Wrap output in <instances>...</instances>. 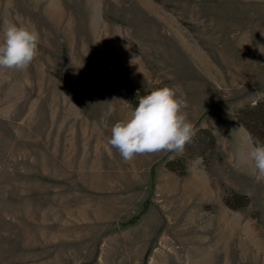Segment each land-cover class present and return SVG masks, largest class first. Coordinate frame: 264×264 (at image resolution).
Masks as SVG:
<instances>
[{"label": "rangeland", "instance_id": "1", "mask_svg": "<svg viewBox=\"0 0 264 264\" xmlns=\"http://www.w3.org/2000/svg\"><path fill=\"white\" fill-rule=\"evenodd\" d=\"M6 16L41 42L26 73L0 69V264H264V181L238 163L264 143V0H0ZM163 86L197 133L125 162L110 128Z\"/></svg>", "mask_w": 264, "mask_h": 264}, {"label": "clouds", "instance_id": "2", "mask_svg": "<svg viewBox=\"0 0 264 264\" xmlns=\"http://www.w3.org/2000/svg\"><path fill=\"white\" fill-rule=\"evenodd\" d=\"M0 39V69L26 73L39 56L41 36L34 25L18 24L10 16L3 19ZM178 86H163L139 96L138 106L110 128L106 143L115 148L125 162L138 155L160 152L183 153L197 129L185 109L187 99L177 95ZM115 107L102 113L100 126L109 127L108 120ZM243 128L241 125L238 130ZM239 165L257 182L264 181V143L250 141L238 152Z\"/></svg>", "mask_w": 264, "mask_h": 264}, {"label": "bare ground", "instance_id": "3", "mask_svg": "<svg viewBox=\"0 0 264 264\" xmlns=\"http://www.w3.org/2000/svg\"><path fill=\"white\" fill-rule=\"evenodd\" d=\"M52 12H53V11H52ZM52 12H51V13H52ZM58 12H59V11H58ZM53 14H54V13H53ZM56 15L58 16L59 13H56ZM174 223H175V222H174ZM186 223H187V222H186ZM188 223H189V222H188ZM183 228H185V227H183ZM183 228H182V229H183ZM186 228H187V227H186ZM190 228H191V227H190ZM178 232H180V231H178ZM183 248H184V247H183Z\"/></svg>", "mask_w": 264, "mask_h": 264}]
</instances>
